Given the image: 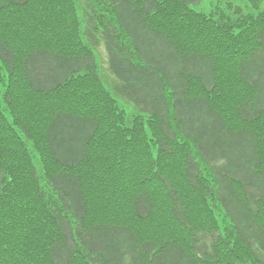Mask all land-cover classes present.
<instances>
[{
  "label": "trees",
  "instance_id": "obj_1",
  "mask_svg": "<svg viewBox=\"0 0 264 264\" xmlns=\"http://www.w3.org/2000/svg\"><path fill=\"white\" fill-rule=\"evenodd\" d=\"M52 1L0 0V264H264V8Z\"/></svg>",
  "mask_w": 264,
  "mask_h": 264
},
{
  "label": "rangeland",
  "instance_id": "obj_2",
  "mask_svg": "<svg viewBox=\"0 0 264 264\" xmlns=\"http://www.w3.org/2000/svg\"><path fill=\"white\" fill-rule=\"evenodd\" d=\"M79 2H81V1H79ZM228 3H231L235 7H239L244 14H247L250 16H255L260 10H262L264 8V0H202L200 2V4L195 6V9L201 10L204 12H208L211 8H213L216 5H220L222 8H226ZM49 6L54 7V1L51 0ZM100 40L102 41V43L99 45L98 49L97 48L95 49L96 58H97L98 65H99V67H98L99 68V74H100L101 78L103 77V75H106V76H108L106 78H108L110 80L109 72H108V65H106L107 64V58H106V63H104L103 62L104 58L102 60L100 57V54H101V56H105L107 54L106 46H105L104 40L103 39H100ZM181 47L183 48V45H181ZM99 51H100V54H99ZM102 51L105 53V55ZM105 87H107V86H105ZM126 109L128 110V107H126ZM42 184H43V181H42L41 185ZM176 227H178V226H176ZM175 229H176L175 233L178 232L177 230H180L179 228H175Z\"/></svg>",
  "mask_w": 264,
  "mask_h": 264
}]
</instances>
